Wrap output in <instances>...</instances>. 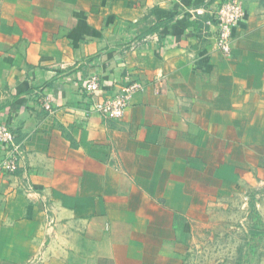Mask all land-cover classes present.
Here are the masks:
<instances>
[{
  "label": "crops",
  "instance_id": "obj_1",
  "mask_svg": "<svg viewBox=\"0 0 264 264\" xmlns=\"http://www.w3.org/2000/svg\"><path fill=\"white\" fill-rule=\"evenodd\" d=\"M224 1L0 0V125L23 152L0 176V264H183L202 232L181 222L221 191L251 190L264 224V0H236L229 57ZM91 75L103 97L125 75L144 90L86 117Z\"/></svg>",
  "mask_w": 264,
  "mask_h": 264
},
{
  "label": "rangeland",
  "instance_id": "obj_2",
  "mask_svg": "<svg viewBox=\"0 0 264 264\" xmlns=\"http://www.w3.org/2000/svg\"><path fill=\"white\" fill-rule=\"evenodd\" d=\"M216 199L218 206L208 208L198 224L181 222L202 232L184 239L183 264H264V234L256 233L264 231V224L253 209L251 190L235 189L230 197L221 191Z\"/></svg>",
  "mask_w": 264,
  "mask_h": 264
},
{
  "label": "built area",
  "instance_id": "obj_3",
  "mask_svg": "<svg viewBox=\"0 0 264 264\" xmlns=\"http://www.w3.org/2000/svg\"><path fill=\"white\" fill-rule=\"evenodd\" d=\"M210 14L217 29L215 38L216 50L224 57H229L231 54L232 31L245 17V11L238 1L225 0ZM122 83L123 88L119 93L111 97H103L100 92V78L97 75H91L86 78L82 84L89 102V108L85 110V116L96 114L106 120L121 119L128 108L132 96L144 90L142 84L131 80L128 75L124 76ZM40 101L42 108L52 113V99L46 96ZM0 144L6 150L4 157L0 158V176L15 174L19 169L23 152L21 144L16 142L15 135L10 127L6 125H0Z\"/></svg>",
  "mask_w": 264,
  "mask_h": 264
},
{
  "label": "trees",
  "instance_id": "obj_4",
  "mask_svg": "<svg viewBox=\"0 0 264 264\" xmlns=\"http://www.w3.org/2000/svg\"><path fill=\"white\" fill-rule=\"evenodd\" d=\"M15 140H16V142H17V143H19V141L17 140V138H16V137H15Z\"/></svg>",
  "mask_w": 264,
  "mask_h": 264
}]
</instances>
